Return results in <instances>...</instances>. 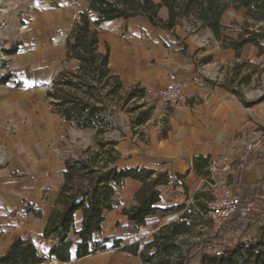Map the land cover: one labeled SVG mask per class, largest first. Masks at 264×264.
<instances>
[{"label": "crops", "instance_id": "0c3cea01", "mask_svg": "<svg viewBox=\"0 0 264 264\" xmlns=\"http://www.w3.org/2000/svg\"><path fill=\"white\" fill-rule=\"evenodd\" d=\"M153 2L159 4L160 0ZM4 3L22 6L24 13L20 18L17 12H0V40L7 42L8 49L18 45L17 53L9 56L12 78L0 85V255L15 240L28 239L45 259L43 264H139L137 256L112 248V240L143 245L162 225L177 221L179 216L158 211L145 226L128 222L122 210L134 205V193L141 186L131 179L117 188L113 209L106 212L101 231L92 237L93 243L108 240L105 250L77 259L78 239L72 231L70 261L49 256L57 238H44L43 231L63 181L64 160L94 145V130H79L55 117L46 100V92L63 67L66 39L80 13L88 11V0ZM88 16L97 33L98 51L109 50L111 73L119 76L125 87L144 89L154 102L146 137L141 140L124 132L125 138L119 140L118 167L167 171L171 181L158 187L159 210L189 204L195 192L212 183L217 191L229 188L242 200H252L251 215H258L264 207V101L246 108L234 95L202 79L220 82L219 68L236 61L234 51L221 49L210 31L194 33L188 25L167 32L142 16L99 25L94 24L95 13L89 11ZM242 16L243 10L227 9L221 19L227 28L224 34L235 36L232 23H242ZM158 17L166 21L168 10L161 7ZM18 20L25 25L19 27ZM240 59L264 64V57L251 45L242 49ZM69 65L75 68L77 62ZM173 81L182 83L181 94L177 101L166 102L160 93ZM167 108L171 110L170 129L167 137L160 139ZM248 144L254 145L253 150L247 151ZM196 158L207 160L210 176L194 172ZM226 164L231 169L223 172ZM27 207L40 215L27 212ZM80 226L81 213L77 212L75 231Z\"/></svg>", "mask_w": 264, "mask_h": 264}, {"label": "trees", "instance_id": "16d2710c", "mask_svg": "<svg viewBox=\"0 0 264 264\" xmlns=\"http://www.w3.org/2000/svg\"><path fill=\"white\" fill-rule=\"evenodd\" d=\"M161 7L168 10L166 21L158 17ZM229 8L243 10V22L232 23L235 36L224 34L227 28L221 23L224 12ZM89 11L97 15L95 25L142 16L154 27L167 32H173L184 21L189 23L194 33L210 31L221 49L234 51L236 61L219 68L220 74L224 68H230L229 80L218 82L202 78L203 82L223 88L246 108L264 101V95L257 100H247L241 91L252 78L259 79L264 73V66L240 59L246 45L253 46L258 56L264 57V0H160L159 4L153 0H88V11L80 13L78 22L66 39L63 67L46 92V100L55 117L71 123L76 129L94 130V145L64 160L63 181L43 231L44 238H57L49 256L61 262L70 261L72 241L69 234L72 231L78 239L77 259L105 250L108 240L93 243L92 237L101 231L106 212L113 209L117 188L124 180L131 179L141 183V186L134 193V205L122 210L128 222L135 227L145 226L158 211L178 214L179 219L162 225L143 245H122L121 240L114 239L112 248L137 256L139 264H264V207L256 216L250 215L246 219L232 217L225 221L219 229L225 238L214 242L217 234L205 238L197 232L202 218L211 211L203 202L207 197L204 190L195 192L192 197L197 214L188 212L186 203L159 210L156 207L161 195L158 187L168 186L171 181L167 171L118 167L121 154L117 147L119 140L125 138V133L120 130L118 138H108V135L113 130L115 112L119 110L114 98L125 86L119 76L108 68L109 50L106 49L103 54L98 51L97 33L91 28ZM17 50L18 45L14 44L4 53L12 56ZM71 61L77 62L75 68L69 65ZM11 78L8 72L0 75V85L8 83ZM130 88L145 94L140 87ZM153 110L154 107L150 108L130 126L134 136H143L135 129L150 120ZM170 113L167 108L161 119L160 139L167 137ZM193 170L198 176H210L205 159H194ZM26 211L40 215L31 207H27ZM77 212L81 213V226L75 231ZM44 261L28 239L15 240L7 252L0 255V264H43Z\"/></svg>", "mask_w": 264, "mask_h": 264}, {"label": "rangeland", "instance_id": "374dc122", "mask_svg": "<svg viewBox=\"0 0 264 264\" xmlns=\"http://www.w3.org/2000/svg\"><path fill=\"white\" fill-rule=\"evenodd\" d=\"M4 2L5 0H0V12L4 14L17 12L21 14L20 18L23 17L22 14L24 13V11L22 6L5 5ZM17 24L19 27L25 25L24 21L21 20H18ZM188 24H189L188 22L184 21L182 25H188ZM24 35L22 36L23 40L26 39ZM15 42H20V41H15ZM7 49H8L7 42L0 40V59H4L3 62L8 63V66L6 67L5 70L0 69V74H5L7 71H10L12 68V64H11L12 58L6 57L4 55L5 54L4 50ZM263 66L264 64L259 65V67H263ZM229 70L230 68L227 67L223 69L222 73L220 74V82H223L225 79L229 80L231 78V74ZM241 91L244 97L248 100H257L258 98L263 96L264 73L260 74L259 79H257L256 77L252 78L250 84L246 87H242ZM114 102L116 103L115 105L119 108V110L115 112L113 118V125H112L113 130L110 132V135H108V138H118L120 130L122 132L127 133L129 136L132 135L130 126L133 124V122H135L140 117H142L145 114V112H147L150 108L154 107V102L148 99L146 94L142 95V93H140L138 89L136 88L133 89L130 87H124L123 90L119 92L118 96L114 98ZM150 121L151 118L144 126L135 129L136 132L143 133V136L141 135L139 139L141 138V140H143L146 137V132L152 126V123H150ZM72 150L75 151L76 149L73 148ZM204 191L206 192L207 197L203 202L204 204H207V206L211 208L212 204L215 201V196L218 193V191L213 187L212 183H210V185L207 186V188L204 189ZM186 209L188 212H190L193 215L198 213L197 211L198 209L193 201L187 204ZM176 215L179 216L178 214ZM197 232L203 234L205 238L217 234V238L214 239V242H219L225 238V234L222 231L219 232V229H217V223L212 211H210L207 216H204L202 218L201 223L197 227Z\"/></svg>", "mask_w": 264, "mask_h": 264}, {"label": "built area", "instance_id": "2783aa9c", "mask_svg": "<svg viewBox=\"0 0 264 264\" xmlns=\"http://www.w3.org/2000/svg\"><path fill=\"white\" fill-rule=\"evenodd\" d=\"M6 57V54H4ZM4 59H0V69L5 70L8 66L7 62H3ZM8 72V71H7ZM6 72V73H7ZM5 73V74H6ZM3 75V74H0ZM182 83L179 81L170 82L160 93L161 98L166 102L176 101L181 94ZM254 145L248 144L247 151L253 150ZM231 169V166L226 164L223 167V172H227ZM253 210V202L242 200L238 194L232 189L224 188L219 190L215 196V201L211 206V211L217 223V229H220L221 225L232 217L239 219L248 218Z\"/></svg>", "mask_w": 264, "mask_h": 264}]
</instances>
